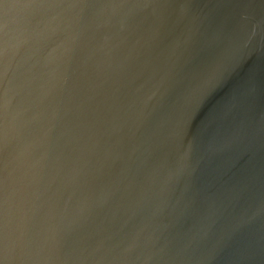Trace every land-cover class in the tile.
I'll use <instances>...</instances> for the list:
<instances>
[{
    "label": "water",
    "instance_id": "obj_1",
    "mask_svg": "<svg viewBox=\"0 0 264 264\" xmlns=\"http://www.w3.org/2000/svg\"><path fill=\"white\" fill-rule=\"evenodd\" d=\"M0 264H264V0H0Z\"/></svg>",
    "mask_w": 264,
    "mask_h": 264
}]
</instances>
